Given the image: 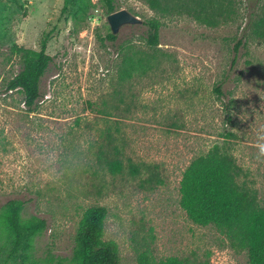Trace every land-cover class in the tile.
Segmentation results:
<instances>
[{
    "label": "rangeland",
    "instance_id": "rangeland-1",
    "mask_svg": "<svg viewBox=\"0 0 264 264\" xmlns=\"http://www.w3.org/2000/svg\"><path fill=\"white\" fill-rule=\"evenodd\" d=\"M254 1L166 0L161 12L144 0H115L114 11L141 23L123 25L110 41L100 0L77 13L62 10V0H0V263L11 246L1 213L19 199L22 217L46 220L31 250L39 264L69 261L93 205L106 208L101 238L120 264H137L140 253L248 264L237 241L187 217L179 186L191 160L225 142L264 204L261 22L256 33L264 0ZM149 18L160 22L153 48ZM19 46H44L51 57L31 111L21 90L6 88L21 68ZM112 158L120 171H111Z\"/></svg>",
    "mask_w": 264,
    "mask_h": 264
},
{
    "label": "trees",
    "instance_id": "trees-1",
    "mask_svg": "<svg viewBox=\"0 0 264 264\" xmlns=\"http://www.w3.org/2000/svg\"><path fill=\"white\" fill-rule=\"evenodd\" d=\"M62 1V10L70 6L76 13L85 11L91 4L89 0L85 4L77 5L70 0ZM114 1L100 0L107 13L116 9ZM144 1L156 11L168 10L166 0ZM257 4L258 0H255L253 6L256 7ZM261 6L262 15L257 19L256 33L260 22L264 25V4ZM143 24L146 26V44L150 48L156 47L160 22L156 18H149ZM106 37L110 41L116 39L111 31ZM15 49L21 68L6 83V88L21 90L23 103L31 111L40 97V78L51 57L46 54L44 46L39 50L22 46ZM214 90L223 96L221 85H216ZM223 106L228 112L229 101L223 102ZM227 118L230 119L228 113ZM226 135L229 137L231 133L227 132ZM224 143H214L205 153L191 160L185 168L179 186V204L192 222L202 226H214L229 239L237 241L245 250L248 264H264V204L259 202L255 190L242 179V169ZM108 166L111 171L121 170V163L113 158L109 160ZM4 205L5 210L1 217L9 231L11 246L6 259L0 264H12L17 257L28 258L30 264H39L32 257L31 250L34 237L46 228V220L36 216L22 217V201L19 199H10ZM105 214L104 206L93 205L87 208L78 224L69 261H57L55 264H120L114 244L101 238ZM137 264H195V261L179 256L155 259L147 253H140Z\"/></svg>",
    "mask_w": 264,
    "mask_h": 264
},
{
    "label": "water",
    "instance_id": "water-1",
    "mask_svg": "<svg viewBox=\"0 0 264 264\" xmlns=\"http://www.w3.org/2000/svg\"><path fill=\"white\" fill-rule=\"evenodd\" d=\"M107 22L111 33L116 35L123 25L139 24L141 23V20L137 16L131 14L129 11L120 9L109 13L107 15Z\"/></svg>",
    "mask_w": 264,
    "mask_h": 264
},
{
    "label": "clouds",
    "instance_id": "clouds-1",
    "mask_svg": "<svg viewBox=\"0 0 264 264\" xmlns=\"http://www.w3.org/2000/svg\"><path fill=\"white\" fill-rule=\"evenodd\" d=\"M261 152L264 153V145L261 146Z\"/></svg>",
    "mask_w": 264,
    "mask_h": 264
}]
</instances>
